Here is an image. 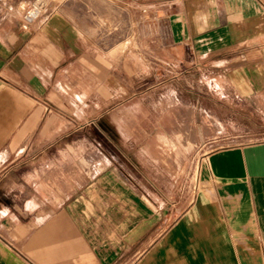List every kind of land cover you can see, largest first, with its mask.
Here are the masks:
<instances>
[{
    "label": "crops",
    "instance_id": "1",
    "mask_svg": "<svg viewBox=\"0 0 264 264\" xmlns=\"http://www.w3.org/2000/svg\"><path fill=\"white\" fill-rule=\"evenodd\" d=\"M119 3L151 36L132 72L88 39V14L61 8L25 30L0 4V264H110L161 228L143 195L107 187L105 138L122 130L107 117L128 115L138 78L160 87L216 68V84L264 101V0ZM116 213L112 228L127 231L107 247ZM147 243L132 264H264V140L210 152L190 203Z\"/></svg>",
    "mask_w": 264,
    "mask_h": 264
},
{
    "label": "rangeland",
    "instance_id": "2",
    "mask_svg": "<svg viewBox=\"0 0 264 264\" xmlns=\"http://www.w3.org/2000/svg\"><path fill=\"white\" fill-rule=\"evenodd\" d=\"M10 1V14L21 17L17 0ZM4 2L0 0L1 6ZM120 6L119 0H52L45 13L64 8L76 16L88 14L93 36L88 39L106 54L107 62L119 66L122 58L132 72L136 68V48H151V36L146 32L142 35L134 6L122 10ZM218 71L213 68L206 74L204 69L193 68L186 79L170 80L160 87L152 86L155 79L151 77L138 78L137 84L129 87L138 94L123 106L128 115L107 117L108 130L114 128V120L120 122L122 130L107 131V138L96 131L97 138L107 141L111 159L107 187L117 194L122 187L136 191L163 217L161 228L144 238L140 250L185 210L201 186L210 152L226 145L264 140V101L238 96L231 85L216 84ZM87 137V132L80 133L81 140ZM119 216L107 217V247L121 241V229L112 228ZM140 250L120 252L110 264H132Z\"/></svg>",
    "mask_w": 264,
    "mask_h": 264
},
{
    "label": "built area",
    "instance_id": "3",
    "mask_svg": "<svg viewBox=\"0 0 264 264\" xmlns=\"http://www.w3.org/2000/svg\"><path fill=\"white\" fill-rule=\"evenodd\" d=\"M52 0H17L21 12V26L25 30H30L35 23L46 16V9Z\"/></svg>",
    "mask_w": 264,
    "mask_h": 264
}]
</instances>
